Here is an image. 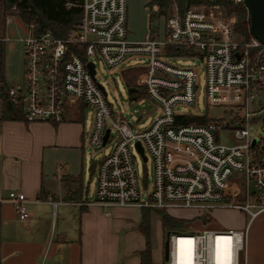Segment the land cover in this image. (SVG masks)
<instances>
[{
  "label": "built area",
  "instance_id": "built-area-1",
  "mask_svg": "<svg viewBox=\"0 0 264 264\" xmlns=\"http://www.w3.org/2000/svg\"><path fill=\"white\" fill-rule=\"evenodd\" d=\"M63 1L67 8L81 7L80 22L64 37L51 29L35 32L36 24L29 25L28 36L21 39L25 80L10 86L9 97L28 123H63L79 102L92 110L89 146L112 145L95 165L94 202L106 208L192 209L197 215L238 209L250 221L264 211V43L251 30L249 38L234 39L235 20L228 22L220 5L176 8L164 19L162 35L156 28L133 41L127 29L129 0ZM230 1L246 7L244 0ZM11 12H18L16 6ZM97 55L110 69L130 58L144 59L137 86L145 87L157 106L147 127L136 130L127 118H114L97 70L94 78L87 67ZM177 57L202 62L207 110L223 107V116L185 122L195 116L182 107L197 105L198 69L175 64ZM135 150L152 161L150 183L139 178ZM4 203L12 204L21 220L29 218L23 192L10 191L0 197ZM247 232L248 226L170 232L166 261L244 264Z\"/></svg>",
  "mask_w": 264,
  "mask_h": 264
},
{
  "label": "crops",
  "instance_id": "crops-1",
  "mask_svg": "<svg viewBox=\"0 0 264 264\" xmlns=\"http://www.w3.org/2000/svg\"><path fill=\"white\" fill-rule=\"evenodd\" d=\"M86 110L79 102L60 124L3 119L0 91V197L23 192L30 214L21 220L12 204L0 205V264H140L112 247L106 207L94 202L96 182L93 192L86 184ZM255 242L247 264H264V222Z\"/></svg>",
  "mask_w": 264,
  "mask_h": 264
},
{
  "label": "rangeland",
  "instance_id": "rangeland-1",
  "mask_svg": "<svg viewBox=\"0 0 264 264\" xmlns=\"http://www.w3.org/2000/svg\"><path fill=\"white\" fill-rule=\"evenodd\" d=\"M150 0H129L128 12V38L133 41L144 40L150 31L159 29L160 35L163 34L165 17L159 16L157 12L151 10L148 6ZM210 6L201 4L199 7ZM179 5L176 0H171L169 12H173ZM224 10V8H223ZM154 12V13H153ZM151 13L153 14L151 16ZM225 17L228 22H236L234 15H228L224 10ZM7 14L0 7V37L6 38L7 57L5 64V78L9 86L22 84L25 80V64H24V48L21 39L29 34V25L25 23L17 14L9 15V22H5ZM233 17V18H232ZM235 25V23H234ZM234 39H242L243 37L235 32L234 27L231 32ZM96 65L97 81L106 90L108 101L114 111V118H127L133 125L134 129H143L147 127L157 113L156 104L148 97L145 87L137 86L138 80L142 74L138 67L145 63L144 59H128L123 65L116 68H108L103 60L97 55L92 58ZM175 64L180 66L193 65L198 69V89H197V105L189 110L195 116H207L211 119H218L224 115L223 107H212L207 110L205 68L200 60L187 59L177 57L173 59ZM131 85V86H130ZM137 87V91L130 93L129 87ZM199 105V106H198ZM199 113H198V112ZM92 110L88 108L85 112L83 121L85 128V148L83 155L84 176L86 184H90L91 192H93V183L96 182V175H91V167L97 164L99 160L108 154L112 145H108L105 149H94L88 144V136L91 130ZM208 120V119H207ZM223 141L228 142L229 138L226 133H221ZM136 165L138 175L141 182L148 179L151 182L153 175V164L148 155V160L135 150ZM241 200V198H238ZM255 210V209H254ZM106 212H109L107 215ZM162 212V210H161ZM165 213L178 219L188 220L185 224L187 228L201 230L205 228L215 229H236L245 230L247 232V251L251 254L256 246L257 233L260 226L264 222V214L259 218L250 221V215L238 209H215L211 211L212 219L209 223L203 224L198 219L197 210L192 209H172L164 210ZM263 212V211H262ZM106 221L105 229L108 234V240L112 247H117L124 256V252L128 253V257H122L125 261L136 259L140 261L139 252L146 247V237L140 230L142 221V213L150 217V242L152 248L153 264H168L164 259V245L168 232L162 227V218L156 211L143 210L137 207H120L114 206L103 208ZM247 264V261L244 263Z\"/></svg>",
  "mask_w": 264,
  "mask_h": 264
},
{
  "label": "trees",
  "instance_id": "trees-1",
  "mask_svg": "<svg viewBox=\"0 0 264 264\" xmlns=\"http://www.w3.org/2000/svg\"><path fill=\"white\" fill-rule=\"evenodd\" d=\"M180 11L191 6L220 5L228 15H234L236 22L234 30L236 33L247 39L250 36V16L248 10L243 5L234 4L230 0H176ZM171 0H150L148 6L151 10L157 8L159 16L167 17ZM13 6H16V13L28 25L34 23L37 28L35 32L51 29L56 36L64 37L72 30L82 18V9L79 6L67 8L63 0H0V7L4 9L7 15L14 14L11 12ZM154 13V12H153ZM172 13V12H171ZM15 15V14H14ZM153 14L151 13V16ZM5 58L6 44L0 39V91L4 99L3 119L22 118V108L11 102L9 97V88L5 79ZM131 86V85H130ZM134 88H137L136 86ZM209 118L207 116H188L185 122L205 123ZM143 210L156 211L162 218V227L167 232H189L198 231L185 226L188 220L178 219L164 212V209L142 208ZM162 210V212H161ZM203 224L211 221V214L205 213L196 216ZM150 225L151 220L147 214L142 213L140 225L141 232L146 237V247L139 252L140 264H153L152 248L150 242Z\"/></svg>",
  "mask_w": 264,
  "mask_h": 264
},
{
  "label": "water",
  "instance_id": "water-1",
  "mask_svg": "<svg viewBox=\"0 0 264 264\" xmlns=\"http://www.w3.org/2000/svg\"><path fill=\"white\" fill-rule=\"evenodd\" d=\"M244 4L248 10L249 16H250V30L254 37H256L258 40L264 43V0H244ZM87 67L89 71L91 72L92 76L95 78L96 69L94 62H88ZM100 86L104 89V87L100 84ZM136 91V88L130 87L129 92L133 93ZM109 129L106 131L105 140L108 137ZM262 134H259V137H261ZM257 141V138H255L254 143ZM139 150L141 153H143L142 147L140 144H137ZM169 235L170 232L167 234V239L165 241L164 245V259L165 261L168 260V254H169Z\"/></svg>",
  "mask_w": 264,
  "mask_h": 264
}]
</instances>
